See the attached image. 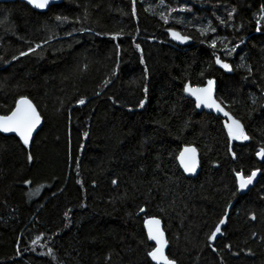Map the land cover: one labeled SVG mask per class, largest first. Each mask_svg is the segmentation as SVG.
<instances>
[{
  "label": "trees",
  "instance_id": "1",
  "mask_svg": "<svg viewBox=\"0 0 264 264\" xmlns=\"http://www.w3.org/2000/svg\"><path fill=\"white\" fill-rule=\"evenodd\" d=\"M134 3L135 18L133 0H62L44 12L0 2V115L24 95L43 119L27 148L0 133V264H152L147 216L162 221L176 264H264V159L255 155L264 147V23L256 31L264 0ZM232 7L228 27L217 17L227 21ZM160 12L170 15L168 24ZM209 22L216 31L201 36L197 28ZM169 27L190 39L172 43ZM120 30L116 41L103 34ZM36 44L35 54L19 56ZM225 44L236 51L227 55ZM213 51L232 71L215 63ZM212 78L216 99L250 137L232 142L235 159L225 118L198 112L183 91L185 83ZM81 98L85 104L71 108L69 145L68 110ZM185 145L200 154L195 177H186L175 158ZM257 168L256 184L233 197L235 172ZM225 208L223 234L209 242Z\"/></svg>",
  "mask_w": 264,
  "mask_h": 264
},
{
  "label": "snow or ice",
  "instance_id": "2",
  "mask_svg": "<svg viewBox=\"0 0 264 264\" xmlns=\"http://www.w3.org/2000/svg\"><path fill=\"white\" fill-rule=\"evenodd\" d=\"M26 3L30 5L33 9L37 10H45L49 7L51 0H26ZM161 4H163V0H161ZM183 10V9H182ZM146 11H150V9H146ZM175 11L174 9L169 8V14ZM237 11L235 7H232L230 11L227 12V21L224 19L217 17V20L221 24H226L228 27L232 25L228 22L232 21L234 18V13ZM132 16L136 17V10H135V3L133 0V7H132ZM159 18L165 23H169L170 15H166L164 12L158 13ZM88 13L85 12V19H87ZM259 19L256 21V31L261 32V24L264 23V5H261L260 12H259ZM55 20L60 23H66L69 21L67 16L57 15ZM75 23L80 22V18L77 17L74 21ZM182 21L176 20V23H181ZM87 29H80V31H86ZM173 40H177L180 43H184L185 41L189 40L190 37L187 35H183L180 32L174 30L173 28L169 27L166 29ZM197 31L200 32L201 36H205L208 32H215L216 28L211 25L209 22L207 25L203 27H198ZM100 35V33H97ZM104 35L109 36L113 41H116L119 37H121L124 33L123 30L116 31V32H107L103 33ZM71 35V33H68ZM53 37L49 36L48 40H51ZM135 39V37H133ZM48 40L43 41V43L47 44ZM203 42V41H202ZM223 41H221L222 43ZM209 46L212 49H216L217 47V39H212L209 42ZM41 47L40 44H36L34 47H29L26 51L19 52V56L24 57L29 54H35L36 50ZM137 50H140V45H135ZM237 46H233L230 50H228V45H224L227 55H231L232 52L236 51ZM116 56L119 58L120 55V45L116 44ZM213 57L215 59V63L219 65L221 69L225 71H232V66L229 63L224 62L220 56L216 55L215 51H213ZM17 56H12V60H16ZM141 64L144 63L143 58L141 57ZM7 63V61H5ZM243 66V65H241ZM119 67V59H117V68L112 70L111 75L115 76L117 73V69ZM249 74H251L252 69L248 68ZM148 75V70L145 68L144 76L145 78ZM203 75V73H201ZM111 83L110 80H105V86ZM214 79H207L206 83L203 86H192L188 83L184 84L183 91L187 95L194 97L195 99V106L196 108H207L216 111L217 113H222L223 116L226 118L223 122V128L227 134V141H228V152L232 154L233 159L236 158V153L233 151L232 142L233 141H247L250 137L247 135L245 131V126L241 122L240 119L234 117L230 114L229 111L225 110L226 105H223V101L218 102L216 98H214ZM147 89L145 88V92ZM99 95V93H96ZM264 95V93H262ZM109 99H112L109 97ZM85 99L81 98L76 101L78 105H84ZM255 99H253V103H255ZM145 104V100L141 99L139 101L138 107H143ZM264 107V106H262ZM131 110V109H130ZM42 122V117L40 112L38 111L37 107L34 103L24 95L19 96L15 102L14 107H12L6 114L0 115V133H14L16 137L19 138V141L22 142L23 146L27 148L29 146L30 139L33 137L34 131L37 129L38 125ZM85 136L88 135L87 132L84 133ZM256 157L264 159V147H260L258 151L255 153ZM28 160L31 161L33 157L29 154ZM176 160L179 162L180 167L183 169L185 173H194L198 166V159H197V150L191 146H185L181 149L179 154L175 157ZM261 169H253L249 174H244L242 171L235 172V191L232 193L233 197L237 195V193H243L246 189L249 188L250 185L253 184L254 178L257 176V173L260 172ZM25 184H29L30 181L25 180ZM79 184L80 181L77 180ZM113 184H116L117 181L113 180ZM231 204V201H229ZM144 208H140V212H144ZM68 216V213L65 212V217ZM229 216L228 208H225L224 214L219 218L218 222L215 224L214 229L211 233L207 236V240L209 242L214 241V239L218 236V234H223L222 226L226 225L227 218ZM251 219H255V216H251ZM161 221L156 217H149L144 220V226L147 230V239L149 241H154L155 246L151 248L150 251L147 252V256L154 262V264H176L174 259H170L167 255H165V247L168 241L165 239V234L160 228ZM255 235V233H253ZM39 240L37 237L35 240L32 241L33 244H36ZM211 247V244H209ZM225 247H229V245H225ZM216 251L215 248L212 249ZM52 253V249H49V254ZM19 255V252H17Z\"/></svg>",
  "mask_w": 264,
  "mask_h": 264
},
{
  "label": "water",
  "instance_id": "3",
  "mask_svg": "<svg viewBox=\"0 0 264 264\" xmlns=\"http://www.w3.org/2000/svg\"><path fill=\"white\" fill-rule=\"evenodd\" d=\"M13 1H21V2H24L25 4H27L26 3V0H0V2H13ZM62 0H51V3H50V5H49V7L51 6V5H53V4H58V3H60ZM28 5V4H27ZM29 7H31L30 5H28ZM48 7V8H49ZM32 8V7H31ZM48 8H46L45 10H37V9H33V10H35V11H38V12H44V11H46ZM176 31H178V30H176ZM167 32V31H166ZM179 32V31H178ZM168 33V32H167ZM168 38H169V41H171L172 43H174V44H176V45H183L184 43H180L179 41H177V40H173L172 38H171V36L169 35V33H168ZM213 79V78H212ZM215 80V79H214ZM206 83V82H205ZM204 83V84H205ZM203 84V85H204ZM203 85H201V86H203ZM262 93H264V81H263V91H262ZM185 95H186V97H188V98H190L193 102H194V105H195V99H194V97H191V96H189V95H187L186 93H185ZM263 96V98H264V95H262ZM214 98H216V81H215V84H214ZM218 101V100H217ZM219 102V101H218ZM195 108H196V106H195ZM196 110L198 111V112H203V111H205V112H207V113H214L215 115H221L222 117H224L223 116V114L222 113H217L216 111H214V110H212V109H207V108H204V107H201V108H196ZM225 118V117H224ZM226 119V118H225ZM42 124H43V119H42V122H41V124L40 125H38V127H37V129L34 131V133H33V137L30 139V142H29V144H31V142H32V140H33V138H34V136H35V134L40 130V128L42 127ZM2 134H5V133H2ZM8 134H11V135H15L14 133H8ZM18 138V137H17ZM19 139V138H18ZM185 146H191V147H194V148H196L194 145H185ZM185 146H183V147H185ZM182 147V148H183ZM181 148V149H182ZM196 150H197V159H198V166H197V169H196V171L194 172V173H185L184 171H183V169L180 167V165H179V162L177 161V163H178V166H179V168H180V170L182 171V173L186 176V177H195L197 174H198V172H199V170H200V154H199V151H198V149L196 148ZM181 151V150H180ZM179 151V152H180ZM179 154V153H178ZM258 177H259V172L257 173V176L254 178V180H253V184L252 185H250L249 186V188L248 189H246L243 193H246L248 190H250L255 184H256V182H257V179H258ZM243 193H239V194H243ZM139 213H141V212H139ZM149 217H156V216H147V217H145L144 218V220L146 219V218H149ZM156 218H158V217H156ZM159 219V218H158ZM144 220H143V229H144V231H145V234H146V237H147V230H146V228H145V226H144ZM160 220V219H159ZM161 221V220H160ZM160 228H161V230L164 232V234H165V231H164V227H163V223H162V221H161V224H160ZM165 239H166V234H165ZM167 240V239H166ZM149 241V240H148ZM150 243H152V245H153V247L155 246V243H154V241H149ZM165 255H167V245H166V247H165ZM149 258V257H148ZM149 260L151 261V259L149 258ZM151 263L152 264H154V262L153 261H151Z\"/></svg>",
  "mask_w": 264,
  "mask_h": 264
},
{
  "label": "rangeland",
  "instance_id": "4",
  "mask_svg": "<svg viewBox=\"0 0 264 264\" xmlns=\"http://www.w3.org/2000/svg\"><path fill=\"white\" fill-rule=\"evenodd\" d=\"M83 99H85V101L87 100L86 98H83ZM76 106H82V105H78L76 102L74 103V104H71L70 105V110H68V128H67V135H68V142H69V145H71V139H70V137H71V135H70V129H69V120H70V117H71V115H70V112H71V108L72 107H76ZM69 153L71 154V150H70V148H69ZM263 251L262 252H264V247H262L261 248Z\"/></svg>",
  "mask_w": 264,
  "mask_h": 264
}]
</instances>
